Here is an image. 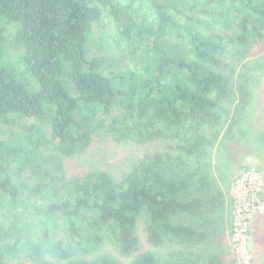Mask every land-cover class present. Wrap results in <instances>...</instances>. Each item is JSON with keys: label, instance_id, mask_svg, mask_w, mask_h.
Returning a JSON list of instances; mask_svg holds the SVG:
<instances>
[{"label": "trees", "instance_id": "1", "mask_svg": "<svg viewBox=\"0 0 264 264\" xmlns=\"http://www.w3.org/2000/svg\"><path fill=\"white\" fill-rule=\"evenodd\" d=\"M118 1L0 0V17L19 25L22 72L38 85L29 91L0 65V264H124L86 255L104 239L127 264H232L207 248L219 244L224 205L210 158L216 145L230 154L255 140L246 88L258 87L264 102V0H147L139 23ZM104 12L127 45L132 35L144 39L137 66L86 49ZM249 49L255 58L238 74L232 112L234 69ZM220 55L232 61L231 74L218 70ZM96 133L162 139L165 151L116 180L102 171L65 174ZM139 217L148 244L178 250L165 259L138 252ZM254 231L253 264H264V210Z\"/></svg>", "mask_w": 264, "mask_h": 264}, {"label": "rangeland", "instance_id": "2", "mask_svg": "<svg viewBox=\"0 0 264 264\" xmlns=\"http://www.w3.org/2000/svg\"><path fill=\"white\" fill-rule=\"evenodd\" d=\"M118 2L122 6H127L128 14L137 23L143 19V15L147 16L149 13V9L146 6L148 4L147 0H119ZM102 17L88 31L89 41L86 49L92 54L105 58L123 57L128 62L129 67L137 66L136 59L144 51V39L142 40L141 37L132 35L130 36V46L127 45L125 40L119 36L117 24L112 15L104 12ZM206 18L208 19V17ZM217 26L213 30L220 32L221 29ZM18 30L19 25L17 23L8 22L0 17V65L13 68L14 71L16 70L15 72L21 77L29 91L37 92L38 85L36 81L31 75L23 74L22 72L21 60L24 49L15 43ZM203 31L205 32V30ZM221 36L224 37L223 42L228 41V37H225L223 33H221ZM185 38L182 41L184 43L188 40V37ZM249 51L250 49L241 57V62L234 69L232 87L235 94V102L231 108L232 112L238 106L240 100L238 83H235L238 74L244 64L255 58L249 57ZM263 55L264 52L258 55V58L261 59L260 63L264 59V57L262 58ZM88 56L90 57L91 55L89 54ZM219 58L222 63L218 70L227 75L231 74V70H229L227 65L232 63V61H229L225 55H220ZM261 81H264V76ZM249 87L247 86L246 91L248 90L252 98L246 112L250 118L249 123L253 124L251 133L256 140L263 132L264 102H262L260 97L256 96V94H259V88ZM116 117L120 118L118 114H116ZM246 121L244 120L243 124ZM155 125L158 126V124ZM224 132H222L221 136L225 134ZM148 137L145 138L144 136L137 141L125 140V142H121L118 137L110 134H92L86 140L85 146L65 162L64 173L73 176L102 171L108 173L115 180L123 178L137 160L143 159L145 156L151 158L157 152L163 153L165 151L166 142L164 140L152 141ZM46 138L43 137L44 140ZM219 141L221 140L219 139ZM254 141L241 142L247 148L233 147L230 154L227 152L225 154L223 150L220 151L222 148L219 145H216L211 152L210 163L214 174L217 177L218 174L223 177L222 179L217 178L222 200L224 201L223 231L216 237L217 240L219 238V244L213 245L214 242H210L207 248L212 252L220 250L230 259L232 264H253L256 249L254 229L259 216L264 210V157L259 154L261 150L264 152V148L261 147L258 140ZM217 198L221 199L220 197ZM135 237L137 238L138 252L149 251L158 259H165L168 257L169 252L175 249L178 250L176 245H166L158 248L148 244L143 217L137 219ZM215 246H218L219 249H215ZM201 250L203 251V248ZM197 251H200V249ZM104 253H108L120 263L127 264L131 261L130 258H122L118 255L114 246L106 239L102 240L97 249L89 248V252L86 255L92 258ZM8 264L19 263L11 260L8 261Z\"/></svg>", "mask_w": 264, "mask_h": 264}, {"label": "crops", "instance_id": "3", "mask_svg": "<svg viewBox=\"0 0 264 264\" xmlns=\"http://www.w3.org/2000/svg\"><path fill=\"white\" fill-rule=\"evenodd\" d=\"M216 240H217V238H216ZM218 240H219V238H218ZM196 250H197V248H196ZM196 250H195V251H196Z\"/></svg>", "mask_w": 264, "mask_h": 264}]
</instances>
